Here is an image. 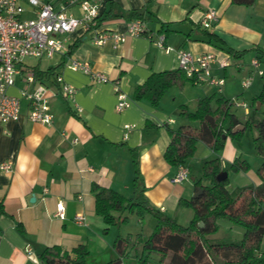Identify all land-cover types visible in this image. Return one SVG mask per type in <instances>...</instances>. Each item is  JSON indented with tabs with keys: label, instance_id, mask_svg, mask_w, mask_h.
<instances>
[{
	"label": "crops",
	"instance_id": "1",
	"mask_svg": "<svg viewBox=\"0 0 264 264\" xmlns=\"http://www.w3.org/2000/svg\"><path fill=\"white\" fill-rule=\"evenodd\" d=\"M21 1L26 7L23 17H32L27 0ZM60 2L53 1L56 8ZM145 8L151 11L143 23L145 35L129 36L118 44L108 38L98 45L92 39L96 32L77 29L66 34L64 55L33 58L36 61L31 64L25 59L32 57L23 59L21 73L14 76V83L7 90L20 97L19 118L0 121V164L12 161L11 171L0 169V264H44L38 254L53 245L72 258L73 249L84 245L88 251L86 264L109 262L117 257L113 248L117 231L95 212L94 184L130 198L137 176L145 187L148 203L169 217L167 214L181 208V198L188 200L196 192L194 182L201 177L193 175L194 166L198 168L200 162L218 158L221 169L229 175V166L235 159L246 161L243 150L229 136L218 152L198 142L196 162L189 164L187 159L185 163L188 176L193 175L192 183H174L171 179L178 167L165 161L164 151L170 142V129L191 123L180 115L183 105L194 111L199 98L213 93L233 104L240 97L239 103L247 104L243 98L247 94L257 96L264 83V76L259 73L264 72V54L257 51L264 50V0H256L250 6L235 5L231 0H102V21L97 31L125 33L132 12ZM211 9L217 12L218 20L204 28L200 20ZM68 12L81 16L78 6ZM179 49L197 55L213 54L211 73L224 79L222 86L186 81L170 87L157 103L148 96L136 98L135 88L152 74L180 69ZM229 49L241 55L230 54ZM73 59L88 61L94 71L104 73L109 81L97 82L84 72L73 70ZM254 59L257 67L251 64ZM222 61L227 66L221 67ZM49 68L74 87L73 97L58 93L51 78H36L32 84L23 79L26 73L35 74V69ZM246 77L252 80L243 87ZM114 84L128 100L120 112L115 110ZM38 86L47 90L54 116L50 125L28 119L29 102L21 92ZM233 106L244 108V115L251 111L248 106ZM233 106L231 111L244 122ZM260 118L255 115L249 120ZM192 124L198 126L196 121ZM253 175L244 186L261 182L257 173ZM59 202L64 205V218L56 215ZM190 213L188 218L192 217V210ZM77 214L83 218L75 219ZM125 261L123 258L122 263Z\"/></svg>",
	"mask_w": 264,
	"mask_h": 264
},
{
	"label": "trees",
	"instance_id": "2",
	"mask_svg": "<svg viewBox=\"0 0 264 264\" xmlns=\"http://www.w3.org/2000/svg\"><path fill=\"white\" fill-rule=\"evenodd\" d=\"M256 0H231L235 5L250 6ZM147 15L145 16V14ZM151 11L147 8L134 10L132 20H140L145 23L150 18ZM131 20V21H132ZM102 18L99 15L98 24ZM141 35H145L142 32ZM230 54L241 55L229 49ZM264 54V50L257 49ZM38 79L51 78L56 84L54 68L46 71L34 70ZM264 76V74H262ZM186 81L195 82V77L189 78L181 69L165 70L152 74L142 85L135 88V97H149L153 103H157L161 96L172 86L182 85ZM255 100H264V88ZM234 104L231 100L211 94L199 98L196 101L194 111H189L186 106L181 107L180 115L191 123L170 129V142L164 151L165 161L173 166L186 163L196 151L198 142H203L214 152L220 151L226 137L240 138L243 131L233 133V128L243 123L245 128L250 126L256 130L253 140L262 162L257 169V175L261 182L256 186H247L233 197L227 189L228 178L218 182L216 175L222 170L218 158L204 162L203 174L194 182L195 190L202 189L196 198L188 200L181 198L179 206L190 208L192 217L188 224L178 223L174 218L165 216L155 210L144 194V186L135 177L134 195L130 198L105 187L93 185L92 191L95 197V212L101 216L107 225H116L127 219V212H136L143 216L148 213L155 218V225L148 236L137 234L133 247H139L141 252H135L134 256L143 264H264V117L250 122H242L231 111ZM198 122L194 126L193 122ZM135 165L137 159L134 160ZM248 163L245 160L235 159L230 165L233 172L246 171ZM226 219L233 224L240 225L244 229L239 241L213 240L210 235L218 229V220ZM204 226L200 228L198 222ZM107 232V229H104ZM131 238L117 235L113 242V248L117 257L104 264H123L122 259L129 255ZM75 257L62 251L57 245L46 247L38 254V259L44 264H86L85 258L88 251L84 245L73 249ZM145 253V254H144ZM157 254L156 262L149 261L148 255Z\"/></svg>",
	"mask_w": 264,
	"mask_h": 264
},
{
	"label": "built area",
	"instance_id": "3",
	"mask_svg": "<svg viewBox=\"0 0 264 264\" xmlns=\"http://www.w3.org/2000/svg\"><path fill=\"white\" fill-rule=\"evenodd\" d=\"M54 0H27L32 17H23L26 7L21 0H0V121L9 122L19 118L20 97L8 93V88L14 83V76L21 73V63L25 57L37 59L53 58L56 55H64L67 52L66 34L77 29L84 32H96L93 41L101 45L108 38L115 44L124 42L127 37L140 36L143 22L132 20L125 33L98 32L99 6L102 0H61L60 6L55 7ZM78 6L81 16L77 17L68 12L69 8ZM218 20V14L211 9L203 14L200 20L204 28L212 26V22ZM163 36L160 37L162 42ZM178 65L187 77H195V82H207L211 85L221 87L223 78H217L211 73V63L215 60L213 54H193L188 50L177 51ZM226 61L220 62L221 67L227 66ZM251 64L258 66L256 59ZM73 70H80L89 75L97 82H108L109 78L102 72L94 71L91 64L85 60L73 59L70 62ZM260 74L264 72L259 71ZM23 79L27 84L36 80L33 73H26ZM252 78L246 77L242 80L243 87H248ZM58 93L64 97L71 98L75 89L66 83L60 74L55 78ZM117 94L115 110L120 112L128 104L127 96L114 84ZM21 96L29 102L28 119L45 125L53 122V114L49 106V97L44 86H38L34 90L24 89ZM244 106L243 103H234ZM0 169L11 171L12 161L0 164ZM188 168L185 164L179 165L172 182H182L188 176ZM56 215L64 218V205L59 202L56 206ZM82 215L77 214L75 219L81 220Z\"/></svg>",
	"mask_w": 264,
	"mask_h": 264
},
{
	"label": "rangeland",
	"instance_id": "4",
	"mask_svg": "<svg viewBox=\"0 0 264 264\" xmlns=\"http://www.w3.org/2000/svg\"><path fill=\"white\" fill-rule=\"evenodd\" d=\"M28 64L33 63L36 61V59L33 58H26L25 59ZM262 88H264V83H261L260 88L257 92V96L261 93ZM242 95V94H241ZM240 95V96H241ZM256 96V97H257ZM253 94H247L243 96V98L246 100V103H244V106H248L250 108V113L244 115V108H235L236 106H233L235 108V112L237 116H239L242 120L245 121H250L252 117L256 115V117H264V100H254L256 98ZM241 97L236 98L233 102H241ZM252 122V121H250ZM256 135V130L253 127H246L243 130V134L241 135L240 138L233 139L235 143L243 150L244 153V158L246 159L248 163V169L246 170L247 173L246 175L241 173V172H233L230 169L229 175H228V190L230 194L235 197L242 188L246 187L248 181L253 178V173L257 172V169L262 162V157L258 154L256 150V146L254 143V136ZM197 148V147H196ZM198 154V153H197ZM196 154V151L192 157L188 159V163L190 164L192 161L196 162L198 156ZM203 161L200 162V166L198 168L194 166L193 168V175H198L199 177L202 176L203 174ZM230 168V166H229ZM226 171V170H225ZM193 175H189L186 177V183H192L191 177ZM262 206H264V201H262ZM191 210L186 208V207H181L178 208L177 211L171 212L169 217H174L178 221V223L186 225L189 222V219L187 215L191 214ZM169 213V212H168ZM127 219L124 222H120L114 226L115 230L117 231V235H120L123 238L130 237V245H129V255L124 257L126 261L124 264H143L140 263L137 258H135L134 254L135 252L139 253L141 252V249L138 247L135 248L133 247L134 240L136 238V235L142 234L143 236H148L149 233L153 230V227L155 225V218L146 213L143 216L138 215L136 212H127L126 213ZM190 217V216H189ZM151 219L153 220L152 224L150 223ZM218 229L215 233L210 235V238L215 240H225V241H239L244 233V229L237 224H233L231 221L226 220V219H220L218 220ZM130 231V232H128ZM115 240V239H114ZM113 240V241H114ZM262 248H264V245H262ZM145 254V253H144ZM147 259L149 261H157L159 259V255L157 254H151L148 255Z\"/></svg>",
	"mask_w": 264,
	"mask_h": 264
},
{
	"label": "water",
	"instance_id": "5",
	"mask_svg": "<svg viewBox=\"0 0 264 264\" xmlns=\"http://www.w3.org/2000/svg\"><path fill=\"white\" fill-rule=\"evenodd\" d=\"M244 128H245V126H244L243 124H238V125H236V126L233 128L232 132H233V133H236L237 131H243ZM223 138H226V136L223 135ZM227 176H228L227 171H225V170H221V171L216 175V180H217L218 182H220V181H224L225 179H227ZM201 192H202V189H201V188H198V189L196 190V192L193 194L192 197H193V198L198 197L199 194H200ZM32 199H33V198H32ZM198 226H199L200 228H202V227L204 226V223H203L202 221H199V222H198Z\"/></svg>",
	"mask_w": 264,
	"mask_h": 264
}]
</instances>
